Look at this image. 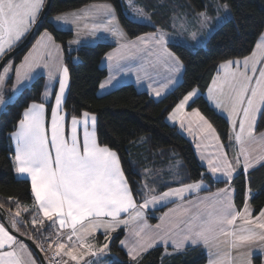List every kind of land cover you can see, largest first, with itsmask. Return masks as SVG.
<instances>
[{"label":"snow or ice","instance_id":"snow-or-ice-1","mask_svg":"<svg viewBox=\"0 0 264 264\" xmlns=\"http://www.w3.org/2000/svg\"><path fill=\"white\" fill-rule=\"evenodd\" d=\"M129 4L135 8L132 0H129ZM44 6L45 0H0V57L37 23ZM91 7L97 11L84 12L83 16L73 13L75 19L72 21L67 15H58L54 19L57 22L76 23L77 20L89 16L94 21L103 16L104 19L100 22L90 25L86 23L83 27L92 34L109 32L117 37L125 35L116 23L115 10L110 4ZM217 7L225 12L229 11L226 0L218 3ZM135 13L144 19H150L143 8H135ZM197 15L201 28L208 27L210 17L207 12ZM166 35L157 29L138 36L136 40L121 45L115 53H109L107 60L119 61L127 55L145 53L142 59L147 65L146 75L150 74L149 69L157 74L160 69L170 74L179 72L182 62L169 51ZM192 36L195 39L196 33L193 32ZM70 43H79V39ZM256 49L260 50L259 59L257 52L253 51L250 57H244L242 61L229 60L221 64L223 76L214 79L213 87L209 89V97L215 106L228 113L232 126L229 139L234 136L236 144L239 145V150L232 159H229L215 128L205 116L197 109L189 114L195 121H189L188 131H192L191 125L194 122L201 135L216 141L217 153L210 154L207 158L201 157L207 159L208 171L217 180L220 176L226 178L224 182L229 187L184 203L186 193H199L203 187L202 180L179 188H169L158 194L146 183L141 203L133 197L117 153L98 143L97 118L94 114L85 111L79 118L72 116L70 133L66 131V114L61 113L65 104L69 69L62 62L61 46L55 43L47 31L42 34L33 50L15 68L16 79L12 89L13 93L18 92L36 68L43 67L47 70L49 82L56 80L59 73V91L55 93V104L51 107L50 128L45 122V112L46 101L52 93L49 85H45L41 102L33 101L25 108L12 133V139L15 143V171L31 179L35 204L43 217L51 221L49 227L56 229L53 261L56 257H68L80 264L86 256L95 257L108 249V243L98 246L89 240L98 230L103 229L104 240L109 241L111 233L121 225H135L133 235L137 237L136 241L129 244L122 240L121 245L127 249L129 258L137 264L143 254L157 244H163L167 252L169 243L177 252L186 245L217 249L216 258L210 259L209 264H233V250L243 257L241 264H253L251 246L258 244L264 249V209L258 215H253L249 204L253 196L249 188L245 194L243 209L238 210L232 198L230 184L237 168H242L243 174L247 176L249 170L257 166L264 167V132L258 136L256 134L257 114L264 116V64L261 63L264 61V34L256 44ZM53 52L56 53L55 57ZM258 64L261 65L259 68ZM11 70L12 66L9 64L0 72V90L5 87ZM168 82H172L171 76ZM100 87L104 88L105 85L101 84ZM160 91L161 89L156 90L157 96ZM196 95L195 89L188 92L169 119L175 120L178 115H183L189 101H193ZM12 100L9 97L6 101L0 92V106H4V114H7V106ZM81 126L82 142L78 134ZM181 127H184L183 121ZM253 144L259 145L256 155L252 154L256 150L250 148ZM199 147L198 144L197 148ZM218 173L220 176H217ZM172 197L178 198L181 203L169 208L160 217V223L155 225V229H151L145 219V210L157 204L166 206L168 203H175ZM122 214H125L124 218ZM16 215H20L19 210ZM31 223L33 226H43L44 220L33 217ZM12 226L16 227L15 220L12 221ZM53 244H49V248ZM221 246L226 247L227 251L221 253ZM25 253L28 256L27 262L22 258ZM0 264H36L27 246L10 234L3 224H0ZM56 264H67V261L61 259ZM85 264L89 262L86 261Z\"/></svg>","mask_w":264,"mask_h":264},{"label":"trees","instance_id":"trees-1","mask_svg":"<svg viewBox=\"0 0 264 264\" xmlns=\"http://www.w3.org/2000/svg\"><path fill=\"white\" fill-rule=\"evenodd\" d=\"M126 1L52 0L47 18L36 29L34 40L42 31L47 30L63 46L64 63L70 76V88L64 104L67 120L72 116L80 117L85 111L97 116L98 142L118 154L132 194L138 202L142 203L143 200L145 177L146 183L157 189V193L172 186L201 180L208 185L203 192L228 186L224 181H214L210 177L197 160L192 144L175 126L167 123L166 117L188 92L197 89L200 95L189 108L200 110L228 147L229 123L208 104L204 93L221 63L248 57L254 51L258 39L264 33V0H226L232 16L211 34L205 47L170 43V49L184 66L183 80L160 100L139 92L132 84L120 86L103 96L98 95L99 85L107 77V70L100 65L101 60L115 44L101 41L71 50L69 42L73 37L72 31L56 28L50 18L91 3H109L115 9L127 37L133 39L157 29L170 30L171 19L176 15L214 12L211 3H223L225 0H133L135 6L143 8L150 16V25L133 21L125 11ZM29 46L11 60L13 65L22 60ZM11 82L12 77L8 80L9 86ZM44 85V77L36 78L7 106V114H4L3 109L0 113V205L8 212L12 221H16L15 228L34 240L45 256V248L40 243L43 239L48 240L46 235L50 230V223L46 220L43 226H33L31 223L33 217L39 219L38 211L31 184L16 174L11 142L12 133L25 108L33 101L41 102ZM51 107V103L47 104L48 116ZM256 129V133L264 131V116L260 115ZM143 138H147V141L140 149L137 142ZM230 185L235 189V203L239 209L244 206L245 194L249 188L253 196L249 200L253 215H258L264 209V167H258L247 176L240 172ZM169 206L149 211L147 216L150 222L156 223ZM17 210L20 211L19 216L16 215ZM124 233L125 228L112 237L109 256L111 264H137L119 245ZM96 238L99 243L105 241L103 233ZM31 252L41 264L32 249ZM207 260L206 253L200 247H190L178 252L171 248H167L165 252V248L158 247L144 254L139 264H206ZM56 261L59 260L56 259L53 264Z\"/></svg>","mask_w":264,"mask_h":264},{"label":"crops","instance_id":"crops-1","mask_svg":"<svg viewBox=\"0 0 264 264\" xmlns=\"http://www.w3.org/2000/svg\"><path fill=\"white\" fill-rule=\"evenodd\" d=\"M92 5H101V3H91V4H88V5H85L81 8H79L78 10H80V12H93V11H97L96 9L92 8L91 6ZM77 10V9H76ZM83 10V11H81ZM115 10V9H114ZM69 12H75V14L77 15V12L76 11H69ZM197 14H194V15H184L186 17H192V16H195ZM115 16H116V23L118 21V18H117V14H116V11H115ZM177 16V15H176ZM174 17V16H173ZM173 17L171 19V23H170V30L172 29V24H173ZM55 26V25H54ZM68 29V28H67ZM68 30H71L72 33H73V37L75 36V32L72 30V29H68ZM162 31H164V29H160ZM47 31V30H45ZM45 31H42L37 37L36 39L33 41V43L29 46V48L27 49V51L25 52L22 60L17 64V65H13V72H12V82H11V85L9 86L8 85V81L3 89V92L2 94L4 95V98L5 100H9V97H12L13 100L23 91V89L25 87H27L28 85H30L36 78L42 76L44 77V80H45V85H49V90L50 92L52 93V95L49 96L48 100L46 101V112H45V122H46V125L49 126L50 128V123H51V113L50 115L48 116L47 114V104L51 103L52 106H54L55 104V93L59 91V83H58V80H59V73H57V78L56 80H53L51 82H49V79H48V73H47V70L44 69L43 67L41 68H36L32 73H31V78L29 80H26L24 81V84L20 86V90L16 93H13V89H12V85L15 83V79H16V76H15V68L18 67L23 61H24V57L27 56L29 54V52H31L33 50V47L37 44V41H39L41 39V36L42 34L45 32ZM50 35H52L49 31H47ZM145 35V34H143ZM142 36V35H140ZM53 37V35H52ZM72 37V39H73ZM137 38V37H136ZM136 38H133V39H130L128 37H125L124 40H122L121 42L119 43H115V42H110V41H107V40H101V41H107V42H110V43H114L115 44V47L110 51L108 52L101 60V66L103 68H105L107 70V77L100 83L101 84H104L105 87L104 88H101L100 85H99V89H98V95L100 96H103L113 90H115L116 88L120 87V86H123V85H127V84H132L134 85V87L139 91V92H144V93H147L150 97H152L153 99L155 100H160L162 98H164L167 94H169L172 90L175 89L176 86H178L182 80H183V73H184V66L182 64V67L180 68L179 72H175V73H168L166 71H164L163 69H160L159 70V73L157 74L156 72H153L151 69H149V75H146L145 74V68L147 67L146 63H145V60L142 59V57L145 56V53H135V54H132V55H127L125 58L123 59H120L119 61L117 60H112V61H108L107 60V55L109 53H115L117 51V49H120L121 48V45L123 44H126V43H129L131 41H134L136 40ZM54 39V37H53ZM167 39V38H166ZM55 40V39H54ZM261 40V37L260 39H258L257 43L260 42ZM168 41V39H167ZM55 43L56 44H59L61 46V53H60V56L62 58V62L65 66V63H64V49H63V46L58 43L56 40H55ZM178 43V42H177ZM97 44V43H96ZM169 42H168V48H169V51L173 52L170 47H169ZM179 44H182V43H179ZM82 45V44H80ZM92 45H95V44H92ZM187 45V44H186ZM84 46V45H82ZM188 46H193V47H196L194 44H189ZM202 47V46H201ZM69 48L71 50H75L78 48V46L74 45V44H69ZM257 52V59L258 58V51ZM174 53V52H173ZM56 56V53L53 52V57ZM251 56V55H250ZM248 56V57H250ZM151 59V58H149ZM244 58L242 59H235V60H243ZM225 63V62H224ZM262 64H264V61L261 62ZM223 64V63H221ZM220 64V65H221ZM261 65L258 64L257 67L259 68ZM169 76H171V79H172V82L169 83L168 82V78ZM218 76H223V69L218 68V72L216 74V76L214 77V79H216ZM213 79V80H214ZM9 80V79H8ZM167 85V87H164V85ZM45 85H44V90H43V93H42V97H43V94L45 92ZM213 87V81L212 83L210 84V86L208 87V89L205 91L204 93V97L205 99L207 100L208 104L219 114H221L222 116H224L228 123H229V129H230V132H229V136L230 134H232V126H231V122L229 121V118H228V113L223 111L222 109H219L215 106V103L212 99H210L209 97V89ZM69 88H70V76H69V80H68V87L66 89V92H65V100H66V97L68 95V92H69ZM158 89H161L160 91V95L157 96L156 95V90ZM198 91V90H197ZM9 94V95H7ZM200 95V91H198L197 95L195 97H193V100ZM12 100V101H13ZM193 101H189V104L188 106H186L185 108V112L183 115H178L177 119L175 120H170L169 119V116L173 113L174 108L169 114L168 116L166 117V121L168 124L172 125V126H175L178 130V132L186 139L188 140L191 144H192V147H193V150H194V153H195V156L197 158V160L199 161V163L206 169V172L210 175V177L214 180V181H218V182H221V181H224L226 178L220 176V174L218 173L217 176H220V179L217 180V177L216 176H213L209 171H208V165H207V159H202L201 157L204 156V157H209L210 154H215L217 153V145H216V141L211 139V138H205L203 135H201L200 131H199V128L198 126L193 122L191 127H192V131L189 132L188 131V128H189V121H195V118L191 117L189 114L192 112L193 109H190V105ZM4 108V106H0V113L2 111V109ZM198 110V109H197ZM200 111V110H199ZM61 114H66L65 111H64V107H63V112ZM92 114V113H90ZM202 114V113H201ZM203 115V114H202ZM261 114H257V120H256V126H257V122H258V119L260 117ZM82 116V115H81ZM80 116V117H81ZM96 116V115H95ZM79 118V117H78ZM97 118V116H96ZM206 118V117H205ZM207 119V118H206ZM208 120V119H207ZM98 121V120H97ZM183 121L184 123V127L182 128L181 127V122ZM209 121V120H208ZM210 122V121H209ZM211 123V122H210ZM65 125H66V131H68L70 133V126H71V119L68 121L67 120V116H66V120H65ZM213 126V125H212ZM214 127V126H213ZM91 130V129H90ZM216 130V129H215ZM238 130V128H237ZM264 132V131H262ZM261 133V132H260ZM78 134H79V138L82 142L83 140V127L81 126L78 130ZM96 134H97V128H96ZM216 134L219 136L218 132L216 131ZM257 136L259 135V133H256ZM220 137V136H219ZM97 141H98V138H97ZM146 141H147V138H143L142 140L138 141L137 142V145L139 146V148L141 149L142 145L146 144ZM11 142H12V146H13V149H14V154H15V143L11 137ZM99 143V142H98ZM220 143L224 145V143L222 142L221 138H220ZM200 145L199 148H197V145ZM136 145V144H135ZM251 149H255L256 151H253L252 154L253 155H256L259 151V145H256V144H253L250 146ZM239 150V145L236 144L235 142V139H234V136L233 138L229 141H228V147H226L224 145V151L227 152L228 154V157L229 159H232L236 153L238 152ZM113 151V150H112ZM118 155V154H117ZM119 157V156H118ZM120 159V157H119ZM13 162H14V156H13ZM121 163V161H120ZM15 166V165H14ZM259 166H257L255 169H257ZM121 168L124 172V169L122 167V164H121ZM255 169H251L249 170V172L255 170ZM240 172H243L242 171V168H237V171L234 173L233 175V179L240 173ZM17 176L22 178V179H26L29 181V183L31 184V179L29 177H26V176H21L20 174H18L16 172ZM125 174V173H124ZM126 177V175H125ZM232 179V180H233ZM199 182V181H196V183ZM232 182V181H231ZM129 183V182H128ZM191 183H194V182H191ZM191 183H187V184H191ZM205 183V182H204ZM206 184V183H205ZM183 184L181 185H176V186H172L170 188H179L181 187ZM185 185V184H184ZM207 185V184H206ZM130 187V185H129ZM208 187V185L204 188H202L199 193H191V194H186L185 196V199H184V203H187L188 200H196L197 198H203V197H206V196H209L211 195L212 193H216L218 190H215V191H212V192H203V190H205L206 188ZM226 187H229L226 186ZM225 188V187H224ZM230 188L232 190V198H233V201L235 203V189L230 185ZM131 189V188H130ZM169 188L163 190L162 192L164 191H167ZM157 189H155V192L157 193L156 191ZM158 194V193H157ZM33 195V193H32ZM134 197V196H133ZM33 198H34V195H33ZM34 201H35V198H34ZM143 202V200H142ZM181 201L179 199L175 200V203H170V204H167V205H170L158 218V221L156 223H152L150 222L148 216H147V213L149 211H152L151 209H146L145 210V219L148 223V225L151 227V229H155V225L160 223V217L165 213V212H168L169 208H174L176 207L178 204H180ZM166 205V206H167ZM236 205V203H235ZM37 207V211H38V218L39 219H43V220H46L48 221L46 218L43 217V213L42 212H39V208H38V205H36ZM162 208V207H160ZM236 208L238 210H242V209H239L236 205ZM155 209H159V208H155ZM154 209V210H155ZM124 215L125 214H122V218H124ZM49 223H51V221H49ZM139 223V222H138ZM239 223V221H238ZM0 224H2L0 222ZM136 226L135 225H130L129 227H125L124 225H121L115 232L111 233V238L113 237V235L119 231H121V229L125 228V233H124V236L122 237L121 241L122 240H126L129 244H132L136 241L137 237H135L133 235V230ZM6 228V227H5ZM65 233L67 232V230H64ZM55 232H56V229H53V228H50V230L48 231V234L46 236H48V240L45 241L43 239V241H41V244L44 245V248L46 249L47 253H49V256H50V259H51V263L53 264V260H52V256L55 252V245L53 244V241L55 240ZM100 233H103V229H100L98 230L95 235L93 237H89V240L90 241H97V238L96 236ZM121 241H120V247L123 249V251L127 254V249H125L122 245H121ZM105 242V241H104ZM53 244V247L52 248H49V244ZM158 247H163L165 248V246L163 244H157L156 247L154 248H158ZM190 247H200L204 250V252L206 253L207 257H208V260H207V263L206 264H209V260L210 259H215L216 258V252H217V249L213 248V250H215V254L212 256V254H210V251L208 249H205L203 246H191V245H186L184 249H187V248H190ZM154 248H151L148 250V252ZM167 248H171L173 249L171 243H169V245L167 246ZM44 249V250H45ZM183 249V250H184ZM174 250V249H173ZM175 251V250H174ZM182 251V250H181ZM219 251L221 253L227 251V248L226 247H223L221 246V248L219 249ZM243 251V250H241ZM251 251H252V262L253 264H264V249H262L258 244L257 245H252L251 246ZM147 253V252H146ZM144 253V254H146ZM143 254V255H144ZM128 256V255H127ZM129 257V256H128ZM232 257H233V264H241V261L243 259V257L240 255V253L236 250H233L232 251ZM22 258L25 260L24 258V255L22 254ZM56 259L58 260H66L67 261V264H76L75 261H72L70 258L68 257H56ZM26 261V260H25Z\"/></svg>","mask_w":264,"mask_h":264},{"label":"rangeland","instance_id":"rangeland-1","mask_svg":"<svg viewBox=\"0 0 264 264\" xmlns=\"http://www.w3.org/2000/svg\"><path fill=\"white\" fill-rule=\"evenodd\" d=\"M99 3H101V4H109V3H104V2H99ZM218 3H220V2H217V3H213L212 2L211 3V5L214 8V12L213 11L212 12L205 11V12H207V14L210 17V20H209V23H208V27H206V28H201V26L199 24L198 15L192 16L190 18L189 17H186V16H182V15L181 16H174L173 17L172 29L171 30H164L163 31V32H165L167 34L166 35V38L168 39V42L169 43H177L178 42V43L187 44V45L194 44L196 47H201V46L202 47H205L206 44H207V42H208V39L211 36V34L217 28H219L226 20L230 19L231 16H232L230 8H229V11L228 12H225L223 9H218V7H217ZM125 5H126L125 11H126L127 15L133 21L143 22V23L149 24V25L152 24V21H150V19H144L143 17H139V16L136 15L135 8H139V7H137V6L134 5V1L133 0H132V5H134L135 8L132 7V6H130L129 0H127L125 2ZM112 8H113V6H112ZM74 11L77 12V15L76 16H83L84 15V13L83 12H80V10H78V9L77 10H74ZM95 12L96 11H93L91 13H95ZM73 13H75V12H66V13L59 14V15H67L68 16V19L70 21H72V20L75 19V17L72 15ZM56 16H58V15L52 16L50 18V21H52L53 24L55 25V27L58 28V29H62V30L72 29L75 32V36L70 41L79 39V43H70L69 42V44H74V45L78 46V48L80 46H82V45H89V46H91L92 44H96L98 42H101V40H107V41H110V42L119 43L122 40H124L125 37H127V33L123 30L122 26L120 25L119 20L117 21V24L119 26V29L122 30L123 33L125 34L123 37L113 36L109 32H96L95 34H92L89 29H85L83 27L84 24H86V23L90 25L93 22H100V20H103L104 19L103 16L99 17L95 21L92 19L91 16H89L86 19H79V20H77L76 23L57 22L54 19ZM181 25H183V27H181ZM32 28L25 34V36H23L21 38L20 41H17L16 44L13 47L17 46L23 39H25L26 36L29 34V32L32 30ZM69 31H71V30H69ZM78 31H79V36H77V32ZM193 32L196 33V38L195 39H193V36H192V33ZM80 44H82V45H80ZM13 47L10 50H7L6 53H9L13 49ZM254 51H258V58H259V56H260V50L256 49V46H255ZM3 57H0V60ZM75 60L77 61V58ZM9 64L12 66V70L8 73V79L11 78L12 72H13V67H14L13 66V63L11 61L8 62L6 64V66L9 65ZM3 89L0 90V92H3ZM195 90L197 91V89H195ZM197 93H198V91H197ZM145 178H144V182H143V189H144V185L146 184ZM147 178L150 179V176H147ZM194 183H196V182H194ZM206 186L207 185L203 182V187L202 188H204ZM149 187L151 188V186H149ZM186 194H185V196H186ZM171 199L175 201L178 198L172 197ZM168 204H170V203H168ZM160 207H164V206H162L160 204H157L155 206H149L148 209L154 210L155 208H160ZM18 241H20V240H18ZM111 241H112V238H110L109 241H105V242H102V243H99L97 241H92V242L96 243L98 246H101L104 243H108V249H106L104 253H98L97 256H95V257H93V256H86L84 258V260L80 261V264H85L86 261L89 262V264H111L110 263V259H109V256L111 255V250H110V243H111ZM26 246H27L28 251L31 253L32 259H34L36 261V264H39L38 261L36 260V258L34 257V255L32 254L30 247L28 245H26ZM41 246L44 247L43 244H41ZM209 251H210V254H212V256L215 254V250L211 249ZM23 255H24V258H25V260L27 262L28 261L27 254L25 253ZM45 258L47 260V264H52L51 263L50 256H49V253H47L46 249H45Z\"/></svg>","mask_w":264,"mask_h":264},{"label":"water","instance_id":"water-1","mask_svg":"<svg viewBox=\"0 0 264 264\" xmlns=\"http://www.w3.org/2000/svg\"><path fill=\"white\" fill-rule=\"evenodd\" d=\"M52 0H45V6L42 10L41 16L38 18L37 23L33 26L32 30L29 32V34L26 36V38L13 50H11L9 53H7L1 60H0V72H2L3 68L6 66L8 62L13 60V58L21 51L26 49L34 40L35 38V32L40 23L44 22L45 19L48 16L50 6H51ZM0 221L2 224L6 227V229L10 232V234L14 235L18 240L24 242L27 244L37 255V257L40 260L41 264H47V261L44 257L43 252L38 247V245L35 243L34 240L31 238L21 234L15 227L12 226V219L8 212L0 205Z\"/></svg>","mask_w":264,"mask_h":264},{"label":"flooded vegetation","instance_id":"flooded-vegetation-1","mask_svg":"<svg viewBox=\"0 0 264 264\" xmlns=\"http://www.w3.org/2000/svg\"><path fill=\"white\" fill-rule=\"evenodd\" d=\"M18 45H19V44H18ZM18 45H17V46H18ZM17 46L13 47V49L16 48ZM13 49H12V50H13ZM6 54H7V53H6Z\"/></svg>","mask_w":264,"mask_h":264},{"label":"built area","instance_id":"built-area-1","mask_svg":"<svg viewBox=\"0 0 264 264\" xmlns=\"http://www.w3.org/2000/svg\"><path fill=\"white\" fill-rule=\"evenodd\" d=\"M56 264V263H55Z\"/></svg>","mask_w":264,"mask_h":264}]
</instances>
